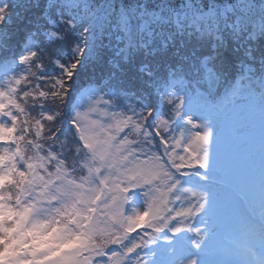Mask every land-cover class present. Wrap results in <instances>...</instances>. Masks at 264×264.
<instances>
[{
    "label": "snow or ice",
    "instance_id": "obj_1",
    "mask_svg": "<svg viewBox=\"0 0 264 264\" xmlns=\"http://www.w3.org/2000/svg\"><path fill=\"white\" fill-rule=\"evenodd\" d=\"M0 264H264V0H0Z\"/></svg>",
    "mask_w": 264,
    "mask_h": 264
}]
</instances>
